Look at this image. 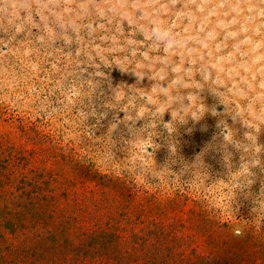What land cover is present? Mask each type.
<instances>
[{"label": "rangeland", "instance_id": "rangeland-1", "mask_svg": "<svg viewBox=\"0 0 264 264\" xmlns=\"http://www.w3.org/2000/svg\"><path fill=\"white\" fill-rule=\"evenodd\" d=\"M129 2L0 0V182L13 190L28 183L19 194L42 181L39 196L52 200L40 206L47 211L38 224H0V264H195L196 256L199 264H223L235 248L256 259L264 246V116L251 105L246 127L234 125L239 149L222 147L219 117L205 113L172 134L176 156H199L201 169L181 171L178 160L174 171L165 167L163 181L147 174L170 155L161 114L165 122L183 117L169 114L147 80L134 87L132 77L109 71L114 58L144 48L121 7ZM227 19L213 31L217 17L210 14V47L221 67L255 91L264 49L250 29ZM249 58L256 63L239 67ZM202 95L212 107L213 98ZM193 106V116L202 113L195 98ZM59 214L66 215L50 231L49 216ZM109 214L127 230L135 227L149 261L130 255L131 234L118 239L100 231ZM15 248L22 254H10Z\"/></svg>", "mask_w": 264, "mask_h": 264}, {"label": "clouds", "instance_id": "clouds-1", "mask_svg": "<svg viewBox=\"0 0 264 264\" xmlns=\"http://www.w3.org/2000/svg\"><path fill=\"white\" fill-rule=\"evenodd\" d=\"M121 7L125 15L133 18L134 34L143 42L144 48L142 51L132 48L130 55L114 58L109 71L115 67L123 75L132 77L134 87L143 88V82L147 80L150 89H158L165 97L169 114L175 111L178 117H183L165 122L161 114L159 125L169 133L167 144L170 155L166 163L156 165L147 174L163 181L161 174L165 167L174 171L173 165L178 160L182 164L181 171L201 169L199 156L191 162L176 156V142L172 134L178 124L186 123L189 118L200 120L205 113L219 117L222 147L226 149L228 144H232L239 149L242 141L234 125L238 123L246 127L247 107L251 105L264 116V64L257 68L260 80L253 91L248 79L239 76L231 67H221L210 47L206 29L210 14L217 17L213 31L221 26L224 18H228L229 25L239 22L245 30L250 29L253 35L259 37L258 43L264 49V0H130ZM242 55L249 57L248 52ZM255 63V59L249 58L243 60L239 67ZM161 82L166 86L161 88ZM202 94L213 98L212 107L206 105ZM193 98L197 109H203L202 113L198 111L197 116L192 115ZM216 105L222 106V111H218ZM169 125H173L175 131ZM229 131L234 133L231 140L227 139ZM160 134L158 132V136Z\"/></svg>", "mask_w": 264, "mask_h": 264}, {"label": "trees", "instance_id": "trees-1", "mask_svg": "<svg viewBox=\"0 0 264 264\" xmlns=\"http://www.w3.org/2000/svg\"><path fill=\"white\" fill-rule=\"evenodd\" d=\"M2 182V181H1ZM0 182V197L3 195L4 197L1 198V207H0V224L4 223L5 225L11 224V225H20L21 221L24 222H30V219L33 223H40L41 217L45 214V211H47V208L40 207L43 205L44 207H47L50 201L49 196L45 194V196L41 195L39 196V193L42 192V189H39V187L43 186V182H39V185L35 187L34 190L25 192L21 191L19 194L17 193L20 188L24 186H28V183H25L21 181V186H19L18 190L13 189H3L4 184ZM5 186H8V184L5 183ZM38 189V190H37ZM9 197H16L14 201H12ZM20 200V202H18ZM20 209L19 211L17 209ZM21 211V213H20ZM82 212H84L82 210ZM22 214L25 215V219L22 217ZM48 215V214H47ZM66 215V214H65ZM65 215L59 214L54 217H50L48 219V223H46L47 226H50V231H58V228L56 224L60 221H63ZM64 216V217H63ZM131 215H128L130 217ZM22 217V219L20 218ZM109 221L101 228L100 231H103L108 236H112L114 238H125L128 239V234H131L132 240H135L134 245H131L130 249V255H134L135 253L139 252L140 258L139 260L144 261V258L146 261H149L148 254L146 253V241L137 242V239L139 240V234L138 232H134V228H130V230H127L126 227L121 226L120 222L116 223L114 222V219L112 218V214L108 215ZM138 220L139 218H134ZM132 220V219H131ZM23 224V223H22ZM16 226V227H17ZM62 234H57L56 239H61ZM7 238L4 236L2 241L5 242ZM261 246V245H260ZM249 248V247H248ZM250 248H254L253 246ZM235 256L231 259H229L227 262H224L223 264H264V246L259 247V249L256 251V259L252 256V251L248 249L241 251L237 248H235ZM239 250V251H238ZM11 253H15L16 255H21V252H18L16 248L13 251H9ZM195 260L200 262L199 258L197 256L195 257ZM134 261H136L134 259ZM196 261H194L195 264H199ZM209 261H205L201 264H208ZM146 264V263H145ZM213 264H219V263H213ZM222 264V263H221Z\"/></svg>", "mask_w": 264, "mask_h": 264}]
</instances>
